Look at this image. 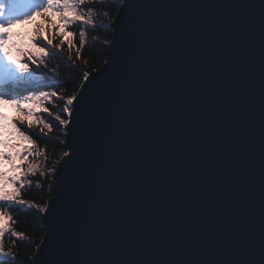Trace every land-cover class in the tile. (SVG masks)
Wrapping results in <instances>:
<instances>
[{
	"label": "water",
	"instance_id": "95a60500",
	"mask_svg": "<svg viewBox=\"0 0 264 264\" xmlns=\"http://www.w3.org/2000/svg\"><path fill=\"white\" fill-rule=\"evenodd\" d=\"M116 1V43L64 131L71 159L55 167L38 258L260 264L264 0Z\"/></svg>",
	"mask_w": 264,
	"mask_h": 264
},
{
	"label": "snow or ice",
	"instance_id": "6c2138e0",
	"mask_svg": "<svg viewBox=\"0 0 264 264\" xmlns=\"http://www.w3.org/2000/svg\"><path fill=\"white\" fill-rule=\"evenodd\" d=\"M97 0H92L91 4L87 3V0H39L38 3H33V0H0V161L11 160L12 156L5 153L3 149L7 147L6 141L3 139L4 129L7 125H11V130L17 137L23 141L28 142L32 146L24 149L22 152L15 153V157L21 161H27L26 164L15 165L16 168L24 167L26 170L20 172L19 175L7 176L3 171H0V206L14 207L18 206L21 211L31 210L36 207L31 202L25 201L21 198V189L24 188L25 183L31 184V181L27 180V176L31 174L36 176L39 165H33L27 160L28 154L35 153L39 156L41 151L37 150L35 139L44 138L47 133L45 130H51L56 125L48 123L43 119L37 120L36 113L33 106L46 101L49 104L62 103L63 107L54 115V120L58 122V125L64 129L65 132L70 131V125L73 122V117L77 112V105H79L83 98L82 89L86 87V81L90 82V77L94 79L92 73L83 71L81 74L80 86L76 91H73L71 95L65 97L61 92L53 91H39V90H26L27 94H8L4 91L2 85L5 82L11 84H18L23 82H31L39 79L36 75L41 68L46 69L48 73H51L53 77L59 74L58 68L50 67L49 57H57L62 59V52L64 44L54 43L56 39L57 28L53 26L51 29L53 36L50 38L47 33L41 34L39 29L33 30V36L29 43L32 45L33 50L23 51L19 45L13 41L14 25L29 21L33 15L41 14L46 10H54L59 13V19L62 22L64 29H69L71 26H82L83 30L79 33V45L80 48L76 52V59L79 60L82 55L83 47L86 45L85 31L89 28L96 29L101 27L97 23L93 16V7L96 6ZM123 7H128L126 0H121ZM87 8V11H81V9ZM122 9V8H121ZM121 9L119 10L121 12ZM111 15V13H108ZM114 19L118 20V17ZM104 27H114L111 21ZM261 29L264 31V12L261 14ZM74 36V33H69ZM71 43V42H70ZM115 41L104 40L105 45L115 46ZM15 51L16 55H13ZM68 61L75 64L71 56V49L69 50ZM105 65H109V61H105ZM102 68H106L104 65ZM95 75L98 76L100 70L93 69ZM43 73H41V76ZM71 80L60 81V83H71ZM13 109L16 115L9 117L5 113V109ZM43 111L51 115V109L44 107ZM22 125L26 127L22 128ZM34 126H39V131L42 135L37 136L36 133L31 132ZM193 135H198V128L193 126ZM35 137V139H34ZM50 142V141H45ZM61 146L70 147L65 142H61ZM46 151V150H45ZM65 157L71 159L69 152H64ZM74 155V153H72ZM60 164V161H57ZM67 163V161H64ZM52 175H57L55 169L51 172ZM39 175L44 177L46 173L39 171ZM11 184L13 190L7 192L4 190V186ZM36 187L40 188V182L37 181ZM56 200L53 199L50 202H46L42 207H39L41 213H47L55 207ZM7 219L8 223L2 221ZM6 237L17 238L13 240V245L19 242V238L27 239L25 233L18 232L14 229L12 223V216L3 210H0V264H16L17 256L13 249L10 247L6 250L4 240ZM47 237H42L40 242L35 245V250L28 256L27 261L23 264H43L42 259L38 256L42 255V246L46 247ZM249 243L251 237H247ZM260 247L264 252V211L261 215V234H260ZM232 264H254L253 261L247 259H241L232 262ZM260 264H264V259L260 261Z\"/></svg>",
	"mask_w": 264,
	"mask_h": 264
},
{
	"label": "trees",
	"instance_id": "16d2710c",
	"mask_svg": "<svg viewBox=\"0 0 264 264\" xmlns=\"http://www.w3.org/2000/svg\"><path fill=\"white\" fill-rule=\"evenodd\" d=\"M88 4L92 3V0H87ZM119 6V3L116 0H97L96 6L93 7V16L96 19L97 23L101 27L96 29L89 28L85 31L86 35V45L83 47L82 55L79 60L76 59V52L80 48L79 45V33L83 30L82 26L73 25L67 29L68 34L74 33L66 37V39L59 34L60 26L55 23L54 20L56 17H59V13L54 10H46L45 14L37 15L38 27L40 28L41 34L47 33L51 38L53 36L52 28L55 26L57 28L56 39L54 43H63L64 49L61 54L62 59L57 57H49L50 67L58 68L59 74L55 77L51 73H48L46 69L41 68L39 72L36 73L38 77L37 80L31 82L18 83L16 85H22V89L13 91L14 93L25 94L26 90H39V91H53L58 92L62 91V94L67 97L72 94L73 91H76L80 86L81 74L83 71L93 72V69L101 67L105 61L106 54V45L104 40H110V27H104L109 21H111L116 14ZM81 11H87V8L81 9ZM111 13V15H108ZM60 20V19H59ZM58 20V21H59ZM53 23V24H52ZM34 29L35 26H33ZM61 33V32H60ZM33 32L31 34V38ZM30 38V39H31ZM71 42V43H70ZM27 47H31L27 48ZM23 51L33 50L32 45L29 43L28 46H22ZM71 49V56L75 64H72L68 61L69 50ZM41 73L43 75L41 76ZM71 80V83H60V81ZM5 89L8 90V85L4 83ZM11 92L10 94H12ZM43 108L36 112V119H43L48 123L55 124L56 126L50 131L45 130L47 135L42 139H35V144L38 151H41L42 154L37 156L35 153L28 154L27 160L30 161L33 165H39L40 168L37 171L36 176L29 174L27 180L31 181V184L25 183L24 188L21 189V198L25 201L31 202L36 207H33L30 211L24 210L21 211L18 206L7 207L0 206L4 209L6 213L12 216L13 227L18 232L25 233L27 239L19 238V242L13 245V240L17 238L6 237L4 240L6 250L12 248L17 256L16 264H23L24 261H27L29 255L35 250V245L40 242L43 231L41 223V212L39 207H42L53 195L52 190L55 188V180L51 174L52 170L57 166V161H60V158L63 156L64 149L61 146V142L64 140V129L58 125V122L54 120V115L63 107L62 103L49 104L44 103ZM44 107H49L51 109V115L43 111ZM22 128L26 125H22ZM31 132L36 133L37 136L42 135L39 131V126H34ZM50 142H45V141ZM32 145L29 144L30 148ZM46 150V151H45ZM27 161H23V164H26ZM23 171L26 169L21 167ZM39 171H44L46 175L41 177ZM40 182L41 187L37 188L36 183Z\"/></svg>",
	"mask_w": 264,
	"mask_h": 264
},
{
	"label": "rangeland",
	"instance_id": "374dc122",
	"mask_svg": "<svg viewBox=\"0 0 264 264\" xmlns=\"http://www.w3.org/2000/svg\"><path fill=\"white\" fill-rule=\"evenodd\" d=\"M39 0H33V3H38ZM45 14V12H44ZM37 15H41V14H35L33 15L32 19L29 21H24L23 23H19L13 26L12 31L14 33L13 35V41L19 45L20 47L22 46H28L30 38H31V34L34 30V27L36 29H40L38 27V24H40V22L38 24H36V22L38 21V17H36ZM59 17H56L55 20L53 21L55 25V23H57L60 28L62 30H59V34L66 39V37L69 36L67 29H64L62 27V22L61 20H59ZM61 32V33H60ZM30 48L31 47H27ZM13 55H16L15 51H13ZM6 83V82H5ZM4 85V84H3ZM3 89H5V86H3ZM6 93L10 94L11 92H8V90L5 91ZM12 94H15L14 92ZM27 93H25L24 95H26ZM47 103L46 101H41L40 103L36 104L33 106L34 108V112H38L43 108V104ZM6 115H8L10 118L13 117L14 115H16V113L14 112L13 109L9 108V109H5L4 110ZM3 139L6 141L7 147H5L3 149V151L9 155L12 156L11 160H4V161H0V171H3L7 174V176L11 177L14 175H19L20 172H23V170L21 168H16L14 167L15 165H20L23 163V161H21L20 159L15 157V153L17 152H22L24 149L29 147V143L26 141H23L22 139H20L19 137H17L15 135V133L11 130V125H7V127L4 129V136ZM13 185L8 184L4 186V190L7 192H11L13 190ZM0 210L5 211L4 209L0 208ZM3 223H8L7 219L2 221Z\"/></svg>",
	"mask_w": 264,
	"mask_h": 264
},
{
	"label": "bare ground",
	"instance_id": "6f19581e",
	"mask_svg": "<svg viewBox=\"0 0 264 264\" xmlns=\"http://www.w3.org/2000/svg\"><path fill=\"white\" fill-rule=\"evenodd\" d=\"M5 84L8 85V92L17 91L19 89H22V87H24L22 85H16V84L14 85V84H11L9 82H6Z\"/></svg>",
	"mask_w": 264,
	"mask_h": 264
}]
</instances>
